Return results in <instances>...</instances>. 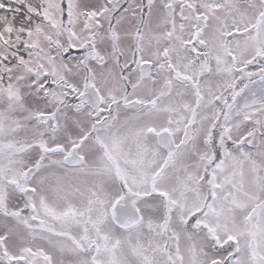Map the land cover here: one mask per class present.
<instances>
[{"label": "snow or ice", "instance_id": "6c2138e0", "mask_svg": "<svg viewBox=\"0 0 264 264\" xmlns=\"http://www.w3.org/2000/svg\"><path fill=\"white\" fill-rule=\"evenodd\" d=\"M0 264H264V0H0Z\"/></svg>", "mask_w": 264, "mask_h": 264}]
</instances>
